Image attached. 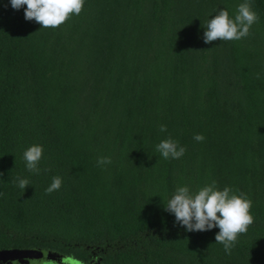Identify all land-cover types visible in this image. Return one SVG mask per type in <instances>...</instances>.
Masks as SVG:
<instances>
[{"label":"trees","instance_id":"16d2710c","mask_svg":"<svg viewBox=\"0 0 264 264\" xmlns=\"http://www.w3.org/2000/svg\"><path fill=\"white\" fill-rule=\"evenodd\" d=\"M243 2L84 0L78 15L41 28L0 0V251L81 264H264V0H248L258 16L248 36L203 40L220 8L234 17ZM67 100L66 123L86 109L89 139L111 158L105 174L74 162ZM168 138L186 149L180 158L156 151ZM33 144L43 147L39 174L23 160ZM131 159L160 176L163 205L177 186L234 190L230 169L242 165L257 187L240 192L254 222L228 254L218 228L189 232L169 212L127 220L108 186ZM55 176L61 187L46 193Z\"/></svg>","mask_w":264,"mask_h":264},{"label":"clouds","instance_id":"9594fccd","mask_svg":"<svg viewBox=\"0 0 264 264\" xmlns=\"http://www.w3.org/2000/svg\"><path fill=\"white\" fill-rule=\"evenodd\" d=\"M10 4L15 10L24 7L25 20H34L41 25V28H57L69 18L70 14L78 15L81 12L84 0H10ZM257 20L258 16L248 0L238 5L234 17H230L227 9L220 8L203 26L204 43L210 44L217 40H240L250 34V28ZM166 130L165 125L160 126L161 132ZM193 138L199 142L203 141L204 136L196 134ZM156 151L165 159H178L186 149L177 141L168 138L156 145ZM42 155V145L33 144L24 150L23 160L29 172L39 174ZM97 163L98 165L109 164L111 158L99 157ZM13 183L23 190L30 185L27 179L19 177L14 178ZM61 185L62 178L55 176L45 191L50 194L58 190ZM251 206L252 201L246 194H236L230 187H224L221 190L215 181L202 186L195 192L190 191L188 186H177L164 204L165 210L174 215L175 222L189 232L218 228L215 243L222 244L228 254H231L238 235L246 233L248 227L254 222L250 214ZM41 251L43 255L40 258L27 257L28 264H81L73 256H62L60 261H56L48 258V251ZM13 264H20V262L13 261Z\"/></svg>","mask_w":264,"mask_h":264},{"label":"rangeland","instance_id":"374dc122","mask_svg":"<svg viewBox=\"0 0 264 264\" xmlns=\"http://www.w3.org/2000/svg\"><path fill=\"white\" fill-rule=\"evenodd\" d=\"M66 105H69L68 100L63 104L64 114L62 121L66 124L68 132H72L70 133L72 136H69L67 143L74 162L83 169V173L88 177L96 176L98 173L105 174L107 171L106 166L98 165L97 163L98 158L103 157L99 152L101 141L98 139L100 138L89 139L90 125L88 124L91 121L86 120V109L81 111L82 114L76 113L77 117L72 122L66 123V118L69 114ZM115 154L116 151L114 152V156ZM133 162L134 160L131 159L122 176L117 180L112 178L108 186L109 190L113 193L114 203H117V210L124 214V217L128 218L127 220L146 214L168 212L161 203V198H158L162 190H165L160 176L153 170V167L145 170L139 168ZM230 170L232 171L230 181L231 185H233V191L236 193L244 192L251 197L250 191L256 190L257 187H252L249 181L250 177L248 178L245 174L244 167L242 165L231 166ZM171 195L166 196V202Z\"/></svg>","mask_w":264,"mask_h":264},{"label":"water","instance_id":"95a60500","mask_svg":"<svg viewBox=\"0 0 264 264\" xmlns=\"http://www.w3.org/2000/svg\"><path fill=\"white\" fill-rule=\"evenodd\" d=\"M26 255L29 257H33L35 253L33 251H28ZM7 259H11L12 262L13 261H19L21 263L28 262L26 258L19 256L16 251H0V260H7Z\"/></svg>","mask_w":264,"mask_h":264}]
</instances>
